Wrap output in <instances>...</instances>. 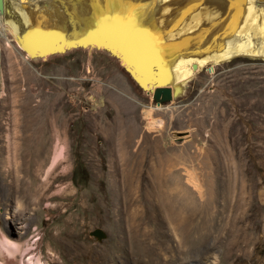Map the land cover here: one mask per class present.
I'll use <instances>...</instances> for the list:
<instances>
[{
  "label": "rangeland",
  "instance_id": "rangeland-1",
  "mask_svg": "<svg viewBox=\"0 0 264 264\" xmlns=\"http://www.w3.org/2000/svg\"><path fill=\"white\" fill-rule=\"evenodd\" d=\"M2 29L0 232L39 264H264V56L157 106L103 50L28 61Z\"/></svg>",
  "mask_w": 264,
  "mask_h": 264
},
{
  "label": "bare ground",
  "instance_id": "bare-ground-1",
  "mask_svg": "<svg viewBox=\"0 0 264 264\" xmlns=\"http://www.w3.org/2000/svg\"><path fill=\"white\" fill-rule=\"evenodd\" d=\"M7 1L0 0V37L8 40L2 28L8 29L26 60L44 61L72 47L103 50L157 106L182 94L185 85L173 81L183 71L188 82L202 65L264 56V0ZM43 46L52 47L36 50ZM25 236L0 232V264L40 263L33 244L21 243Z\"/></svg>",
  "mask_w": 264,
  "mask_h": 264
},
{
  "label": "water",
  "instance_id": "water-1",
  "mask_svg": "<svg viewBox=\"0 0 264 264\" xmlns=\"http://www.w3.org/2000/svg\"><path fill=\"white\" fill-rule=\"evenodd\" d=\"M103 41H106L107 43H108V41H107V38H104V39H102ZM113 41L112 42H110V43H108V46H110L111 48H112V50H114V51H118L119 50V54L120 55H127L126 54V51H124L123 50V48H121L119 45H120V43L118 42V44H116V46L114 47L113 46ZM49 47H52V46H49ZM48 46H43V47H41V48H36V50L38 51V52H42V53H45V52H47V50H48V48H49ZM73 48V47H72ZM118 50H117V49ZM51 50V49H50ZM88 236L89 237H93V238H95L97 241H101V240H103V239H105V234L103 233V231L102 230H100V229H93L92 231H90L89 233H88Z\"/></svg>",
  "mask_w": 264,
  "mask_h": 264
}]
</instances>
